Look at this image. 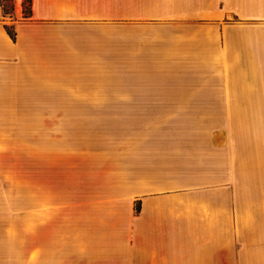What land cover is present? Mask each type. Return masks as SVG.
Listing matches in <instances>:
<instances>
[{"label": "crops", "instance_id": "obj_1", "mask_svg": "<svg viewBox=\"0 0 264 264\" xmlns=\"http://www.w3.org/2000/svg\"><path fill=\"white\" fill-rule=\"evenodd\" d=\"M4 19L0 0V124L8 109L103 107L52 104V78L96 83L110 62L127 69L130 108L223 110L176 180L96 176L92 196L52 199V264H264V0H31L14 39ZM240 184L256 188L253 229Z\"/></svg>", "mask_w": 264, "mask_h": 264}, {"label": "rangeland", "instance_id": "obj_2", "mask_svg": "<svg viewBox=\"0 0 264 264\" xmlns=\"http://www.w3.org/2000/svg\"><path fill=\"white\" fill-rule=\"evenodd\" d=\"M3 1L8 12L4 20L13 32L14 22L30 16L31 0ZM112 33L106 31L108 41ZM128 36L124 25L125 56ZM112 48L105 43V56H112ZM110 64L103 78H94L96 83L75 74L52 78V104L98 100L103 107L4 110L8 123L0 124L2 264H52V209L58 207L52 199L92 196L97 189L83 183L96 176L105 184L139 182L146 174L154 181L176 180L178 155H191L194 144L215 131L211 121L223 110L128 107L129 95L123 92L129 86L127 69L113 74ZM93 87L98 94L92 93ZM237 189L249 202V227L256 228V188L240 184ZM262 225L259 247L264 253Z\"/></svg>", "mask_w": 264, "mask_h": 264}, {"label": "trees", "instance_id": "obj_3", "mask_svg": "<svg viewBox=\"0 0 264 264\" xmlns=\"http://www.w3.org/2000/svg\"><path fill=\"white\" fill-rule=\"evenodd\" d=\"M1 2H2V7H3V14H4V17H5L8 14V12L6 11V9L4 7V4H3L4 1L1 0ZM6 29H7L8 33H9V35L14 39L15 38V32L14 31L12 32V30L8 26H6ZM137 210H139V208Z\"/></svg>", "mask_w": 264, "mask_h": 264}]
</instances>
